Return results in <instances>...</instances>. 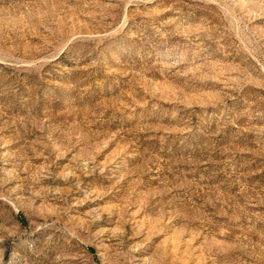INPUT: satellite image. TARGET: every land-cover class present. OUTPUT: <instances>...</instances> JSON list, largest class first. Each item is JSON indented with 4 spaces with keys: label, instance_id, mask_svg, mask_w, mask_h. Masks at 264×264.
<instances>
[{
    "label": "rangeland",
    "instance_id": "1",
    "mask_svg": "<svg viewBox=\"0 0 264 264\" xmlns=\"http://www.w3.org/2000/svg\"><path fill=\"white\" fill-rule=\"evenodd\" d=\"M0 264H264V0H0Z\"/></svg>",
    "mask_w": 264,
    "mask_h": 264
}]
</instances>
